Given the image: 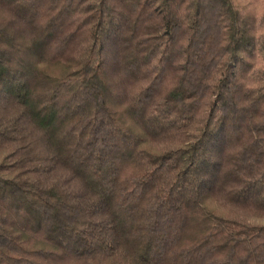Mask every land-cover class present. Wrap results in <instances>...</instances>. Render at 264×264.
Listing matches in <instances>:
<instances>
[{"label": "trees", "instance_id": "obj_1", "mask_svg": "<svg viewBox=\"0 0 264 264\" xmlns=\"http://www.w3.org/2000/svg\"><path fill=\"white\" fill-rule=\"evenodd\" d=\"M264 0H0V264H264Z\"/></svg>", "mask_w": 264, "mask_h": 264}, {"label": "rangeland", "instance_id": "obj_2", "mask_svg": "<svg viewBox=\"0 0 264 264\" xmlns=\"http://www.w3.org/2000/svg\"><path fill=\"white\" fill-rule=\"evenodd\" d=\"M260 3H261V9H262V11L264 10V2H261L260 1Z\"/></svg>", "mask_w": 264, "mask_h": 264}]
</instances>
